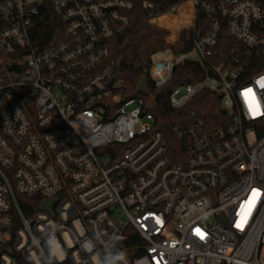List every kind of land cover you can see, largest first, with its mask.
I'll list each match as a JSON object with an SVG mask.
<instances>
[{
  "label": "built area",
  "instance_id": "obj_1",
  "mask_svg": "<svg viewBox=\"0 0 264 264\" xmlns=\"http://www.w3.org/2000/svg\"><path fill=\"white\" fill-rule=\"evenodd\" d=\"M142 3L191 49L127 96L108 56L136 0H0V264H264V0ZM49 10L61 29L39 43ZM223 30L243 48L216 63ZM186 62L204 74L168 96L172 148L151 85ZM202 92L222 119L191 107ZM20 195L59 198L26 215Z\"/></svg>",
  "mask_w": 264,
  "mask_h": 264
},
{
  "label": "trees",
  "instance_id": "obj_2",
  "mask_svg": "<svg viewBox=\"0 0 264 264\" xmlns=\"http://www.w3.org/2000/svg\"><path fill=\"white\" fill-rule=\"evenodd\" d=\"M180 1L182 0H167L166 6L174 5V3ZM136 3L133 21L124 34L115 37L111 41L108 56V63L113 65L115 75L124 86L127 96L141 95L138 90L139 82L142 76H148L147 69L150 67L153 54L155 55L156 52L167 48H171L175 53L191 49V45L186 44L183 40L179 44L171 46L167 42L169 31L149 22L142 0H136ZM171 17L172 15H167L162 20L169 22L168 20ZM60 29V23H58L52 12L50 10L45 12L38 20V42L53 40L55 32H59ZM232 48L239 50L243 46L237 40L230 39L226 34V30H223L214 49V61L219 63L222 59L231 58ZM249 58H252V62L256 59L252 55ZM203 74L204 70L199 64L186 62L176 67L173 82L162 88H155L151 85V93L154 96V110L158 119L156 128L164 132L172 148L178 146L180 142L176 140L173 128L179 123L183 113L169 106L168 96L176 85L195 82L202 78ZM200 96L202 97V104H194L191 107L196 106L208 121L215 118L222 119L224 111L220 108L219 98L206 92H202ZM18 199L23 212L30 215L38 209L42 197L40 195H20Z\"/></svg>",
  "mask_w": 264,
  "mask_h": 264
},
{
  "label": "water",
  "instance_id": "obj_3",
  "mask_svg": "<svg viewBox=\"0 0 264 264\" xmlns=\"http://www.w3.org/2000/svg\"><path fill=\"white\" fill-rule=\"evenodd\" d=\"M139 92L142 94H148L150 87L149 81L145 76H142L138 86ZM59 198V196L52 197V198H45L38 206L40 210H48L49 212L53 213V205L55 201Z\"/></svg>",
  "mask_w": 264,
  "mask_h": 264
},
{
  "label": "rangeland",
  "instance_id": "obj_4",
  "mask_svg": "<svg viewBox=\"0 0 264 264\" xmlns=\"http://www.w3.org/2000/svg\"><path fill=\"white\" fill-rule=\"evenodd\" d=\"M173 56H174V53H173L172 49L167 48L165 50H161L159 52H156L155 55L153 54L151 59H152V62L155 63L158 61L171 59V58H173Z\"/></svg>",
  "mask_w": 264,
  "mask_h": 264
},
{
  "label": "snow or ice",
  "instance_id": "obj_5",
  "mask_svg": "<svg viewBox=\"0 0 264 264\" xmlns=\"http://www.w3.org/2000/svg\"><path fill=\"white\" fill-rule=\"evenodd\" d=\"M249 91H250V90H249ZM254 195H255V192H254ZM237 226H238V227H240L241 225H240V224H238Z\"/></svg>",
  "mask_w": 264,
  "mask_h": 264
}]
</instances>
